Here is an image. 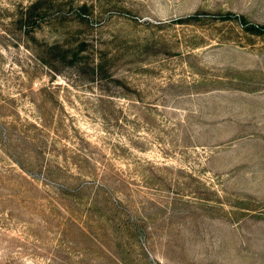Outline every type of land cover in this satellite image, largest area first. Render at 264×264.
Returning <instances> with one entry per match:
<instances>
[{"label": "rangeland", "instance_id": "1", "mask_svg": "<svg viewBox=\"0 0 264 264\" xmlns=\"http://www.w3.org/2000/svg\"><path fill=\"white\" fill-rule=\"evenodd\" d=\"M54 1L0 0V264H264V31L210 15L264 0Z\"/></svg>", "mask_w": 264, "mask_h": 264}, {"label": "trees", "instance_id": "2", "mask_svg": "<svg viewBox=\"0 0 264 264\" xmlns=\"http://www.w3.org/2000/svg\"><path fill=\"white\" fill-rule=\"evenodd\" d=\"M54 0H30L27 4H19V12L17 21H19L21 28L30 33L36 30L37 27L42 26L44 21H49L51 17V9L55 5ZM57 2V1H56ZM78 12L80 16H87L88 4L83 2L78 4ZM55 14L61 17L62 7L58 6ZM201 14H210L207 11H195L186 16L187 19H200ZM212 17L223 19H237L246 28L253 31H264V24L250 22L243 14H238L233 11L228 12H215L211 13ZM87 38H82L77 42L68 44L66 42H45L42 45V50L46 56H41V61L51 68L58 70L59 65H77L80 62L89 64V67L95 73H103L105 70V63L99 59L96 61V51L90 47L91 43ZM92 62V63H91Z\"/></svg>", "mask_w": 264, "mask_h": 264}]
</instances>
